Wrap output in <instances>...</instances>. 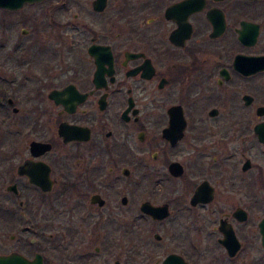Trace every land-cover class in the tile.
<instances>
[{"label": "flooded vegetation", "instance_id": "af4514ba", "mask_svg": "<svg viewBox=\"0 0 264 264\" xmlns=\"http://www.w3.org/2000/svg\"><path fill=\"white\" fill-rule=\"evenodd\" d=\"M205 236L264 261V0L0 6V264H219Z\"/></svg>", "mask_w": 264, "mask_h": 264}, {"label": "rangeland", "instance_id": "374dc122", "mask_svg": "<svg viewBox=\"0 0 264 264\" xmlns=\"http://www.w3.org/2000/svg\"><path fill=\"white\" fill-rule=\"evenodd\" d=\"M71 16H72V12H70V14L67 15L66 19H71ZM66 19H63V21H65ZM70 35H71V33H69L67 30H65L64 28H60V30H59L60 39L59 40L61 42H64L67 38H69ZM80 36H83V35L81 34ZM234 197H235V200H239L240 196L238 194H235ZM204 240H205V248L215 249V252L218 255L219 264H250V260L255 259V258H259L262 255V253H260V251H258L257 253L255 252V254H253L252 257H247L245 254H242L236 260H234L232 262H228L227 260H225L226 256H225V254H223L221 249L218 246H216V248H215L216 242L214 239L211 240L210 237L205 236ZM112 248H114V247H112ZM112 248L107 253L102 254L100 257H98V259H96L95 261L98 262L99 264H112L113 260H115V259H119L122 261L123 256H121V253L118 252L116 249H112ZM204 264H207V261H205ZM261 264H264V261H262Z\"/></svg>", "mask_w": 264, "mask_h": 264}, {"label": "water", "instance_id": "95a60500", "mask_svg": "<svg viewBox=\"0 0 264 264\" xmlns=\"http://www.w3.org/2000/svg\"><path fill=\"white\" fill-rule=\"evenodd\" d=\"M26 1L32 2L35 0H0V6L14 8V7H19L21 4H23ZM221 243L225 245L229 256H233L238 249L237 243L234 240H232V238L229 236L226 237V239L221 240ZM262 245L264 246V238L262 240ZM169 261H170L169 258H167L163 264H170Z\"/></svg>", "mask_w": 264, "mask_h": 264}]
</instances>
